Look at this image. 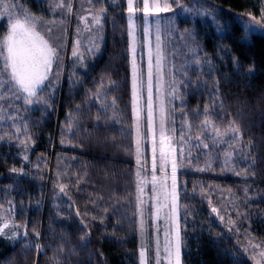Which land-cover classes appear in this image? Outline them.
I'll use <instances>...</instances> for the list:
<instances>
[{"label":"trees","instance_id":"16d2710c","mask_svg":"<svg viewBox=\"0 0 264 264\" xmlns=\"http://www.w3.org/2000/svg\"><path fill=\"white\" fill-rule=\"evenodd\" d=\"M15 2L41 17V30L53 28L50 42L63 36L64 44L59 79L41 93L47 103L15 101L0 112V217L8 222L0 234V264H141L127 0H103L102 40L94 53L83 48L86 70L72 48L81 17L101 7L97 0H71V13L51 12V0ZM182 3L191 6L193 0ZM197 7L216 23L179 15L172 29L194 32L203 54H190L184 39L166 40L167 84L179 88L178 98L170 95L178 127L186 114L193 137L187 130L184 141L181 131L176 136L183 264H264V33L242 27L252 17L264 24V0H200ZM0 12V34L6 35L11 14L2 7ZM139 19L143 32L142 14ZM140 45L144 52L143 37ZM102 79L107 115L92 96ZM182 80L191 82L184 87ZM217 81L222 109L212 94ZM206 107L221 132L234 121L241 138L230 147L214 144L211 130L200 123L204 116L196 115ZM196 135L207 149L196 146ZM146 153L151 162L152 151ZM225 153H231L227 164Z\"/></svg>","mask_w":264,"mask_h":264},{"label":"snow or ice","instance_id":"6c2138e0","mask_svg":"<svg viewBox=\"0 0 264 264\" xmlns=\"http://www.w3.org/2000/svg\"><path fill=\"white\" fill-rule=\"evenodd\" d=\"M49 0H45V3H48ZM89 5L93 4V0H87ZM101 4V7L95 9V12H92V9L89 8L88 12L92 16V21L96 25H101L104 14L107 9L103 7V0H97ZM7 0H0V7H4L5 11L8 12L11 10L10 23L6 28V35L0 34V59H2L3 63L0 64V102H7V107L4 106L3 103H0V112H7V108L13 107L15 101H23V103L28 105L33 104H46L41 95L44 90L52 91L54 89V81L59 79L60 76V67H61V56L60 52L63 48L64 40L63 36L57 37L55 41L50 42L52 40L53 28L45 26L43 30H41L40 25L42 23L41 17L36 16L31 13L28 9L24 8L22 5H19L12 0V3L5 7ZM135 0H127V11L130 14L128 16L129 25H133V15L137 8L134 7ZM200 3V0H193V4L191 6L184 5L182 0H140V5L142 7L140 10L143 12L145 16L150 15L153 11L157 14L159 12H174L173 4H175L176 8L180 11L177 15H185L189 18L195 17H203L208 16L213 23H216V18L211 15V13L198 8L197 4ZM52 7H50V11L55 13L58 9H63L66 13H71L72 5L71 0H51ZM264 14V12H262ZM81 19L85 23V31H91V27L88 25V16H82ZM239 22V21H238ZM54 24L55 21L48 22ZM244 30L249 33H264V24H261V21L257 20L255 17H252V20L246 24L242 25ZM147 31V29H145ZM80 29H77V33L79 34ZM217 32L219 34H223V27L217 25ZM132 39H133V61H132V95L134 105L138 102V93L142 90L145 85V80L142 72H138L137 65L135 62V35H134V26L132 28ZM182 39L185 41V45L189 51L193 54L202 51L199 48V44L195 39L194 32H187L186 36H182ZM156 71L159 74L161 70V46H160V35H159V21H157V35H156ZM80 40L77 39L75 41V46L72 51V56L76 58V61L83 67L85 70L87 69V65L83 63L85 59V55L83 52L79 51L80 48ZM99 43L96 37H93L89 41V46L86 48L88 53H94V51H98ZM193 63L199 65L200 60L194 59ZM210 64L211 61H208ZM56 65L57 71L53 72V66ZM152 62H151V52L149 53V63L147 68V117L148 120L151 121L152 118ZM211 71V69H209ZM182 75L187 76V71L183 72ZM51 77V79H50ZM191 81L185 82L181 81L184 87L188 86V83ZM109 84H114V82H107ZM218 81L216 86L212 89V94L215 96L218 101L217 107L223 108V102L219 100V88ZM106 82L102 79L97 86V90L95 93H92L95 100L100 101V108L103 110V113L107 115L108 108L103 103V99L106 97L107 93L103 90L105 89ZM174 98H178L179 88L172 87L171 91L168 93ZM115 104V100L112 101ZM136 118H137V139L135 144V156L138 170L136 172L137 176V197L136 199L140 204H143L144 201L142 199L144 193L145 179L141 176L140 169L143 168L147 170L146 165H141V152L143 143L146 142L144 136H142L140 132V109L139 107H135ZM197 116L203 115L204 120L200 122L204 128V131L211 130L212 139L214 144H223L226 147H230V141H238L241 138L240 129L235 125L233 121L230 123L223 132L219 129L218 126L215 125L212 120V114L209 112L208 108L204 109L203 113L196 112ZM186 117V114H185ZM184 119V124L181 125L180 131L181 135L179 137L180 141H184L185 131L189 133V139H192L191 136V124ZM14 119V117H10ZM3 117H0L2 120ZM102 117L100 114H97L96 120L101 121ZM165 108L164 101L161 99L160 105V140L159 145H157L155 137L152 138V161H151V180L147 181V183L152 185V192L154 194V198L156 197L158 187L164 193V198H168L167 192V175L165 174L162 178H158L156 176L157 171V158L160 160L159 170L161 173H166L165 164L168 163V157L171 156V173H172V191L171 197L173 201V209L175 207L176 200V168L177 162L175 159V149L171 147V137H167L165 135ZM186 126V127H185ZM19 131V129H17ZM173 133H175V128L172 129ZM227 135L229 137L228 140L220 139ZM195 139L199 141L196 145L199 147L201 144L203 148L207 149L209 146L207 143H204L201 140L200 135H196ZM168 140L169 143L167 145L168 151H165L166 143ZM186 143V142H185ZM157 147L159 148V155L157 157ZM226 160L225 164H227L231 159V153H225ZM26 159V157H25ZM250 159V158H249ZM16 171V169H13ZM240 173L237 172L236 175ZM63 191V188L61 189ZM2 207V206H0ZM213 212L217 210L215 208L212 209ZM223 220V216L220 217ZM0 221L3 222V227H0V234L4 233V228L8 227L7 219L4 217H0ZM231 231V229H230ZM26 235V233H25ZM38 235V234H37ZM83 239V238H82ZM86 246V245H85ZM253 248L259 247V245H253ZM180 237L179 232L177 231L175 242L169 239L167 232L165 233V239L163 248L161 249L159 243H157V247L155 249L156 255L154 258V264H161V261H166L167 264H172L173 258H175L176 264H180ZM161 251L163 252V256L161 257ZM247 251V249H246ZM260 257L264 259V251L259 253ZM140 259L141 264H147L145 259V252L143 249L140 251ZM58 264V262H57ZM259 264V261H257Z\"/></svg>","mask_w":264,"mask_h":264},{"label":"rangeland","instance_id":"374dc122","mask_svg":"<svg viewBox=\"0 0 264 264\" xmlns=\"http://www.w3.org/2000/svg\"><path fill=\"white\" fill-rule=\"evenodd\" d=\"M162 2V0H161ZM171 2V0H169ZM12 1H9L5 7H8ZM142 5L137 4V0H135L134 7L137 8V11L133 15V25L130 26V33H132V28L134 26V35H135V62L137 65L138 72H142L145 85L142 90L138 93V102L134 105V115H135V129L137 126V118L135 107H139L140 109V132L142 136L145 137L146 142L143 143L142 152H141V165H146L149 173L141 171V176L145 179L144 193L142 199L144 201L143 204L139 203V229H140V240H141V249L145 252V259L147 264H154V258L156 255L155 249L157 247V243H159L161 249L163 248L165 233L167 232L169 239L175 242V237L177 231L179 232L180 237V264H183L182 258V224H181V205H180V179H179V155H178V146L176 144V136L180 131L177 123V117L175 114L176 106L175 102L168 94L171 90L168 87V78L167 73L169 72L168 65V54L166 52V40L167 37L170 36L172 39L169 41L171 43H180L183 44L182 36H185L184 32L176 31L172 29V25L174 20L176 19L177 13H179V9L176 6L172 5L175 9L174 12H159L158 14L153 11L150 15L145 16L139 7ZM4 10V7H2ZM28 9V8H26ZM29 10V9H28ZM74 11V6L72 8ZM30 11V10H29ZM31 12V11H30ZM94 13L95 11L92 10ZM33 13V12H31ZM8 14H11V10L8 11ZM37 14V13H33ZM139 14L143 16V32L141 31ZM130 15V14H129ZM5 16V13L0 12V19ZM83 16H88V25L91 27V31H85V23L81 19V24L78 27L80 32L78 37L76 38L80 40V48L79 51L83 52V48H87L89 46V41L96 37L98 39V43L100 45V41L102 38L100 37V33L98 29H100V25H96L92 21V16L89 12L85 13ZM252 19L249 20V22ZM157 21H159V35H160V46H161V70L159 74L156 71V35H157ZM99 27V28H98ZM147 29V31H145ZM144 38L145 41V50L142 52L141 50V38ZM75 40V41H76ZM75 46V42L73 44V48ZM72 48V51H73ZM187 51L192 54L191 51L187 49ZM151 52V62L153 65L152 72V118L151 121L148 120L147 117V68L149 63V53ZM179 52H183V49L180 48ZM131 55L133 61V39L131 34ZM171 59V58H170ZM172 72L175 69L172 65ZM171 72V73H172ZM161 99L164 101L165 108V135L167 137H171V147L175 149V159L177 162L176 168V200L175 207L173 209V201L171 197L172 191V173H171V159L172 157H168V163L165 164L166 173H161L159 170L160 160L157 158V171L156 176L158 178H162L165 174L167 175V192L168 198H164V193L162 190H157L156 197L154 198V194L152 192V185L147 183V181L151 180V165L150 161L147 159L148 154L146 152L152 151V138L155 137L157 145H159L160 140V105ZM175 128V133H173L172 129ZM137 136V130H136ZM166 148L165 151H168L167 145L169 143L168 140L165 141ZM147 154V155H146ZM159 155V148L157 147V156ZM151 157V155H150ZM152 161V160H151ZM150 162V163H149ZM139 167V166H138ZM1 223V221H0ZM0 227H3V224H0ZM262 252V251H261ZM163 256V252L161 251V257ZM141 263V259H140ZM161 264H167L166 261H161ZM172 264H176L175 258L172 260Z\"/></svg>","mask_w":264,"mask_h":264}]
</instances>
